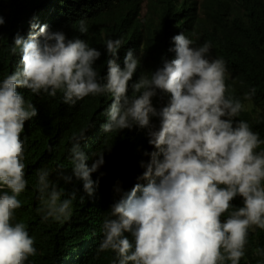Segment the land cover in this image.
<instances>
[{
  "label": "clouds",
  "instance_id": "1",
  "mask_svg": "<svg viewBox=\"0 0 264 264\" xmlns=\"http://www.w3.org/2000/svg\"><path fill=\"white\" fill-rule=\"evenodd\" d=\"M78 24L86 34V21ZM32 28L27 39L19 33L13 38L11 52L19 50V66L0 80V264H26L36 254L25 223L15 222L22 203L18 196L28 185L21 137L25 122L38 115L18 88L53 98L59 92L69 105L107 93L113 99L104 113L105 132L133 126L147 130L148 144L156 151L143 152L150 159L140 161L144 171L137 181L148 183L125 191L117 182L119 198L102 223L98 251H113V264H240L249 232L264 229V149L257 151L264 140L248 122L235 119L245 105L229 94L225 61L208 58L210 42L193 47L183 33L173 36L169 51L175 58L162 57L161 67L130 84L140 60L128 49L123 67L117 63L121 39L106 40L107 74L100 76L94 64L101 52L85 40L68 39L47 25ZM158 92L170 94L159 109L152 103ZM254 94L255 88L244 98ZM84 132L73 134L70 156L73 175L92 197L100 182L92 174L104 165L110 146L94 153L98 158L89 167L80 146ZM62 168L57 165L58 172ZM51 176L47 168L37 171L35 190L42 205L37 212L44 221L64 223L73 215L76 192L62 199L64 191ZM237 197L242 206L233 205ZM255 253L264 256L259 248Z\"/></svg>",
  "mask_w": 264,
  "mask_h": 264
},
{
  "label": "trees",
  "instance_id": "2",
  "mask_svg": "<svg viewBox=\"0 0 264 264\" xmlns=\"http://www.w3.org/2000/svg\"><path fill=\"white\" fill-rule=\"evenodd\" d=\"M152 0H0V80L19 66L21 56L11 52L13 38L19 33L25 39L33 32L32 24L47 25L51 32H63L68 39L85 40L90 47L101 52L94 67L100 76H106L105 48L107 39H121L117 63L123 67V58L132 49L140 60L133 81L141 75H149L162 66V57L175 58L169 51L174 47L172 37L183 33L193 41V47L210 42L209 59L221 58L227 67L226 84L229 94L241 100L244 110L236 120L248 122L254 132L264 140V0H158L161 15L158 23H146L144 8ZM80 20H85L88 32L78 31ZM39 29H35L38 31ZM102 83L104 81H101ZM255 88V94L245 99V93ZM26 103L31 102L38 115L27 120L22 139L25 140L26 179L28 185L18 196L22 202L16 210V221L23 222L29 235L34 238L36 254L26 264H113L116 254L98 251L103 238V220L110 207L119 197L114 188L119 182L125 191L136 183L146 185L147 180L137 181L144 169L140 161L150 157L143 152L156 151L148 144L147 130L138 126L119 133H107L102 125L107 122L105 109L112 102L110 94L88 96L75 105L62 102V93L56 97L35 95L26 88H18ZM128 95H132L129 87ZM162 97V98H161ZM170 94L153 98L156 108L166 106ZM159 127V119L152 118ZM85 129L80 141L81 149L89 157V167L98 157L93 154L104 151L105 163L92 174L99 187L92 197L83 191V182L72 172L70 149L73 134ZM264 149L261 145L257 151ZM57 165L63 168L57 170ZM47 168L50 179L59 181L63 198L76 192L73 215L70 220L59 223L51 218L42 219L37 212L41 207L35 190L37 171ZM100 173L105 175L100 176ZM62 176L72 177L65 182ZM80 197H84L83 200ZM242 206V198L232 201ZM133 239L129 233H125ZM264 250V229L250 231L245 256L240 264H264V256L256 255V249Z\"/></svg>",
  "mask_w": 264,
  "mask_h": 264
},
{
  "label": "rangeland",
  "instance_id": "3",
  "mask_svg": "<svg viewBox=\"0 0 264 264\" xmlns=\"http://www.w3.org/2000/svg\"><path fill=\"white\" fill-rule=\"evenodd\" d=\"M161 15L160 3L158 0H152L144 9V18L146 23L156 25Z\"/></svg>",
  "mask_w": 264,
  "mask_h": 264
}]
</instances>
